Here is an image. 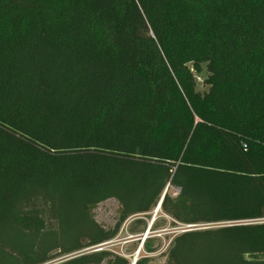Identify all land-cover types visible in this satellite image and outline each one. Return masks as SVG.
<instances>
[{"label": "trees", "instance_id": "obj_1", "mask_svg": "<svg viewBox=\"0 0 264 264\" xmlns=\"http://www.w3.org/2000/svg\"><path fill=\"white\" fill-rule=\"evenodd\" d=\"M165 189L173 226L222 225L176 235L166 264H264V0H0V264L38 235L26 264L132 216L142 232ZM71 220L46 248L17 228Z\"/></svg>", "mask_w": 264, "mask_h": 264}, {"label": "rangeland", "instance_id": "obj_2", "mask_svg": "<svg viewBox=\"0 0 264 264\" xmlns=\"http://www.w3.org/2000/svg\"><path fill=\"white\" fill-rule=\"evenodd\" d=\"M198 90L202 91L203 89L202 87L198 86ZM168 191L173 197H175L179 193V189L174 187H169ZM119 208H120V204L114 198H110L105 201L99 202L92 211V216L94 221L92 224L93 231L101 230L103 232H110L114 228L117 222ZM153 215L154 213L151 214V219L153 218ZM139 217L140 216L138 215L128 218L121 225L117 235L108 241L91 244V245H85L79 249H73L74 246L67 243L66 245H64V248L62 249L65 250V252H62L63 254L56 256L59 253V251L52 248L46 253L45 257H42L47 259L42 262H38L36 264H62L64 262L76 259L81 256H89L101 252L107 253L108 257L104 258L100 264H113V260L115 257L125 259L130 264L134 259L137 260L145 259L146 261H144L142 264H166L165 254L167 253V249L170 242L176 235L187 231L216 230L222 226V225H213V224L210 225L198 224L191 226L187 225L189 227L179 226V225L173 226L171 224L172 223L171 219H169L167 216L163 214L157 213L155 218L158 220L155 224V226L157 227L156 228L154 227V229H150L147 234L146 239L150 240V243L148 245L149 248L151 249V252H147L142 248L145 241L143 243L141 242L142 236L146 232L147 227L142 232L137 231L134 234L129 232V227L131 223ZM76 219L78 220V224H80L81 222H86L82 219V217L79 216H77ZM72 222L73 220L65 221L60 225L54 223L51 226L40 223H31V224L21 225L17 228L21 231V233H28L31 231L53 233V236H51L50 239L44 243L46 244L44 245V247L46 248L56 242V240H54L52 243L47 244L51 242L54 238L56 239L58 235L59 236L63 235L66 242H71L72 238H75L77 236L74 235L73 233L71 227ZM86 223L84 227H86L87 230L89 228V224ZM230 224H234V223L223 224V225H230ZM139 229L140 228H138L137 230ZM62 232L64 233L62 234ZM40 240L41 237L38 235V236H34V240H31L30 242H23L19 249L11 250V254L14 257H12L11 260H8L7 262L4 261L3 264H15L14 263L15 260H18V262L23 260L21 263L18 264H26L24 259L29 256V251L31 249H35V247L38 248V243L40 242ZM31 242H34V245H31ZM80 244H87V243L86 241H83ZM141 245L142 247L140 248Z\"/></svg>", "mask_w": 264, "mask_h": 264}, {"label": "water", "instance_id": "obj_3", "mask_svg": "<svg viewBox=\"0 0 264 264\" xmlns=\"http://www.w3.org/2000/svg\"><path fill=\"white\" fill-rule=\"evenodd\" d=\"M165 192H166V190L164 191V193H163V195H162V197H161V199H160V201H159L157 207H156L155 210H154L153 218H152L151 221L149 222V224H148V226H147V230H146V232H145V233L143 234V236H142V239H141V242H142V243L146 240V238H147V234H148L149 230L151 229V226H152L153 222L155 221V216H156V214L158 213V211L160 210L161 202H162V199H163V197H164V195H165ZM141 247H142V245L140 246V248H141ZM140 248H139V250H140ZM139 250H138V252H139ZM136 261H137V259H134V260L132 261L131 264H135Z\"/></svg>", "mask_w": 264, "mask_h": 264}, {"label": "built area", "instance_id": "obj_4", "mask_svg": "<svg viewBox=\"0 0 264 264\" xmlns=\"http://www.w3.org/2000/svg\"><path fill=\"white\" fill-rule=\"evenodd\" d=\"M187 227H189V226H187Z\"/></svg>", "mask_w": 264, "mask_h": 264}]
</instances>
